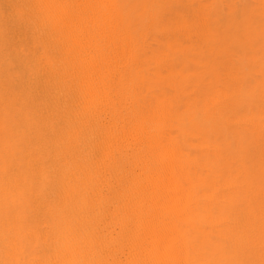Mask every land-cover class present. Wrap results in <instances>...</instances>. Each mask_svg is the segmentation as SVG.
<instances>
[{
  "label": "rangeland",
  "instance_id": "obj_1",
  "mask_svg": "<svg viewBox=\"0 0 264 264\" xmlns=\"http://www.w3.org/2000/svg\"><path fill=\"white\" fill-rule=\"evenodd\" d=\"M6 1L7 2H5V0H0V2H3V3H0V17L2 16L1 12L7 7L5 5H8V0ZM118 1L119 0H110L109 2L111 3V6L109 10H107L106 12L100 13V14L99 13L95 14L93 18L91 17V26H92L91 28L94 29V32L92 29L90 38H92L94 42H100L98 43L100 47H97L95 49L97 51V52L95 51V54L97 55L100 52L107 57L109 56L108 54H110V56L112 55L111 58L109 56L107 59L108 68L106 69V71H102L101 73V77H104V78L106 77V80H105L106 83L104 84L105 85L107 84V86L105 85L103 86L102 88L103 90L99 96H100V99L103 100V102L105 100L106 107L104 105H102V107L100 106L98 108L99 111H96V113L101 114L100 116L102 117V119L103 118L109 119L107 117L113 116L112 114H114V117L117 116L118 114H119L118 116L124 115L123 119L129 122L131 119H128L129 121L125 119L128 111L126 112L127 109L124 108V106L126 105L128 106L129 100L125 102L126 99L124 96L130 87L137 88L136 82L138 81L140 83L139 84L137 82L138 85L147 84L146 86L149 92H151L153 97L157 100V103H159V106L162 107L166 103L167 106L166 107L163 106L164 108L162 107L160 109L161 110L166 109L167 110L166 112L168 113L170 118H168L169 116H167L165 113L164 115L166 116L165 117L166 120L163 119L164 117L162 118L163 115L161 116L160 121H158V117H157L156 120L158 122H156V120L154 119L152 120L144 119L145 121L148 120L149 122L148 123L147 121L145 122L143 120V114H142V116H140L139 118L142 119L143 122L140 119L139 120L135 119L136 121L131 120L130 122L133 123L134 121L135 124L131 123V125L130 124L128 125H130L131 127L132 125H134V127L136 126L137 128L132 127V130H131V127L128 126L130 128V131H128L129 129L127 130V132L126 130L124 131L123 137L128 138L129 135H130L129 137H131L129 139L123 138V140H121L123 151L125 153L124 158H127L126 152L127 154L129 153L128 157L130 158L129 159L123 158L122 160L123 164L121 163V167H116L114 164L112 165V163H109V161L107 160L104 162L105 164L103 165L102 163L96 162L94 165L88 166L87 163H82V162H86L85 160L82 161L78 159V162H77L75 161L77 160L76 158L72 157L73 159H71V157H67L66 159L67 163L69 164L70 163L72 164L73 162H76V163H74L72 167L70 164L71 168H66L68 169L69 177L64 176L65 179L63 178V181H62L58 177V174L54 173L51 165L47 166L46 164H43L44 167L41 168L43 165H37L35 161L31 163V162L26 161L27 159H25L23 162L22 158H19L21 156L19 155L21 151L18 150L19 148L16 147L15 144H14L15 146H13V142L10 141L9 136L7 135L9 132H11L12 134L11 137L17 136L18 137L17 139H20L22 145L26 147L25 151L30 149L31 145L34 144L32 134L34 133L35 135L39 136V129H41V126H39V123H35L37 120L35 119L34 116L31 115V111L28 112V110H23V109H22L23 111L22 110H20V112L18 111L17 113L18 117L19 116L21 117L23 114V120L20 122L18 121L20 120V117L19 119H17L18 117L14 114V111L11 112L9 109L7 110L5 106L0 107V110H1L0 111V123H2V125L0 124L1 125L0 126V149H1L0 150V165H2L0 167V192H1L0 193V227L2 226L0 228V264H8L10 257L13 255V252L15 250H19L21 252L23 260L25 261L35 260V258L38 259V256L40 254V248H44L45 244L49 243L47 242V240H50L51 236L57 239H60L61 237H65L66 240H69V241L74 240L75 243L79 245L85 244V241L88 240L87 238H90V237L93 238L95 231L98 230L97 223L99 222V219L100 221H104L103 215L106 214L107 210L109 209L108 207H112V205L114 206L115 203L116 204L118 203V200L116 197L119 196V193L121 191L117 189L118 182L120 180L119 176H121V172L128 171V173L124 172V180H123V181L126 180L125 183L128 182L126 183L128 184L127 187H129V185L133 184L134 182H140L141 181L140 177H143L146 173L148 174L150 173L147 171L154 170V172H156L158 170L159 172V168H157V166H159L158 159L160 158V155L158 154L160 152L163 153L164 151L166 152V155L167 154L169 155L170 153L171 155V156L169 155L170 157H174V156L178 157V158L174 157L175 158L174 161L177 160L176 161L177 163L174 162V166H177L179 162L181 165L179 164L178 165L179 167L177 166L179 170L176 168L177 171H174L173 173H171L172 178L170 179V181H168V183L170 182L171 183L168 184L165 181L166 186L164 183L163 185L166 188L167 185L175 184V186L174 185L173 186L175 187L176 192L174 189V191L172 190L174 193L173 192L172 193L174 194L176 198L179 197L182 200V201L181 200L179 201L180 204H178V212H180L183 206H184L183 208H185L186 206L185 200H188L186 202L187 206L191 205L192 208L187 207L189 212H187L188 214L186 213L187 215L185 216L189 220L185 217L187 219L186 221L187 224L186 222L183 224V221H182L183 219H181L183 216L179 215L180 219L178 218V216H176V219H179L180 222H178L179 220H173V225L175 226V228L174 227L169 228V227H166V225H168L169 223L166 224V223H163L162 221L159 222L157 217H155L156 215L153 216V214L157 213V210L155 211V208H153L154 210H152V207L154 206H152L153 203H151V201L149 200V197L150 199L152 198L151 197L152 193L150 192H152V190L154 189L155 191L156 189L161 190L164 187L160 188L161 187L160 186L158 188L156 184L158 183L159 185H162V184L160 182L157 183L156 181H154L156 178L155 174L152 173L154 176L152 174L151 175L149 174L151 177L148 174H146L149 177L148 176H144V177L145 178L147 177L148 179L151 178L154 181V186L156 185L157 187L155 186L156 188L154 187L152 189L151 186L153 185V181L149 179V181H151L150 182L152 184L151 185L149 184V181L147 178H146L147 180L144 177H143L144 179L141 178L143 179V181H146V184H148V186L151 185L149 188L148 186L143 184L145 186V189L143 188L144 186L142 188L144 189L145 192L142 191L143 193L141 196L142 197L144 196V199H141L142 197L139 198L143 201V202L141 201L142 203L140 202L142 206L141 209L144 207L145 210L143 212L147 210L146 211L147 213L146 212L145 214L141 213L140 214L141 216L137 220L130 221V223H128L129 225L127 224L125 228L124 237L126 238L125 241L127 244V249H126V254L124 255V257L127 259L125 260L126 264H136V262L138 261L134 259L132 260L133 252L134 250L136 251L135 248H139L141 251L145 253V254L142 253L138 249L139 252L142 253V254L140 253V260H143L142 262L143 264H147V263L148 264H154V263L160 264V262H158L160 258L156 257L155 254L157 252L158 254H160L159 252L160 249L158 247L160 244L158 243H161V242L167 243L166 239H169L168 241L171 244H174L176 240H179L181 242V245L187 244V246L184 245L185 248H182V249H181L182 246L181 247L179 246L180 245L179 241H177L176 244H174V245L179 244L178 248L180 247V250L184 249L183 250L184 254L188 256L187 261H185L183 264H244L245 262H246L245 264H264V203H261V202H264V160H262L264 159V145H262V143H264V96H262L264 95V72H262L264 71V52H262L264 51V44H261V43H264V38H262L264 37V34H262V31H259V29L264 28V23H261V21H264V19L261 18V15H264L262 14V12H264V0H258V1L256 0L258 4L256 1L253 2L251 0H237L236 3H235L236 0H219V1L215 0L216 2L214 0H197V1L196 0H180V2L178 0H141V1L140 0H122L121 3L120 1L119 2ZM195 1L197 3L199 1L200 2L197 4ZM211 1L213 5H211L212 4ZM194 3L197 4V5L195 4L196 6H199V9L198 7L193 5ZM215 3L217 4L220 3V4L218 6ZM254 3H256V5ZM259 3H260V6H259ZM189 4H190V7H189ZM234 5H237L238 7ZM253 5L257 7L256 9L259 11V13L261 12V14H258V15L256 14L257 11H254L256 9L253 10ZM191 7L192 8L194 7V8L192 9ZM195 7L198 9V12L205 11L204 15H203V12L202 13L199 12L200 14L203 15V17L202 15L200 16V14L197 12ZM235 7L236 8L240 7V9L235 10ZM176 8H177V11H176ZM206 8H208L209 11ZM221 9L223 13L225 12L224 17H221L223 16ZM210 10H212V12H210ZM191 11L194 12L196 16L199 14L198 17L200 16L201 18H198V17L194 18L195 15H192ZM234 12L238 13V15L237 16L234 15ZM189 14L192 15L193 18ZM206 14L212 15V16H209L212 18L210 19L208 15L205 16ZM259 15L260 17H257ZM189 16L191 18H189ZM204 17H207V18H204ZM230 17H231V20L229 19ZM258 18H261L262 20L261 19L258 20ZM190 19H192V22L194 20V23L197 24L195 25L194 23H192V25L194 24L195 27L191 25ZM204 19L206 20V23ZM97 24H100L99 28H101V31L96 29V27H98ZM186 24H189L191 26L187 25L186 27ZM201 24L204 26H201ZM234 24L235 25L237 24V26H234ZM239 24L243 25V26H240L241 28L242 27L246 28V29L245 28L243 29L245 33L240 30L241 28L239 27ZM181 25H182V28H181ZM230 26H232L233 28ZM237 27H239L240 29ZM177 28H180V30L179 29L177 30ZM202 28H204V30ZM232 29H234V31L236 30L239 32V35L236 34L238 32H235L237 37H234L235 34L233 33L234 31L232 32ZM188 30H193L194 32L188 31ZM95 31H96V34H95ZM258 31L260 32L262 36L257 33ZM151 32H154V33H151ZM195 33L196 34L198 33L197 34L198 37ZM199 33L200 34L202 33L205 36L200 35L199 37ZM232 33H233V37L237 40V41L233 40L232 43L234 42L233 45L235 47H238L239 50H241L239 51L241 55L238 52V49L235 48L230 42L232 39H234L232 37ZM257 36H258V39L260 38L261 40H258ZM238 37H241L242 40L240 38L238 40L237 39ZM26 39L25 37H23V39H21L22 41H20L21 43L18 44V47L15 50V53H13L15 54L14 60L12 57H7L8 55L6 54L5 56H3L4 59L0 60V76L7 77L6 81L8 80V78H12L17 83L23 84L24 79H26L27 76H29V73L33 71L34 69V67H32L33 61L40 54L41 48L39 47V45L35 44V42L29 40V38L28 40ZM254 39L257 40V42H254L255 41ZM205 41L206 42L208 41V42L203 44V42ZM240 41H243V42H240ZM227 43L229 46L227 45ZM229 43L231 44V46ZM242 43L245 46L242 45ZM163 44H164V48H163ZM160 45H162V47ZM224 46L225 48L228 47V49H230L232 46L233 48L227 52L226 50L228 49L221 50L224 48ZM206 47L208 48L206 49ZM160 49L164 50L162 51L164 53L163 58L159 56L160 54L159 52H161ZM233 50H236L239 54L237 55V52H232L233 55H231V51ZM36 51L38 52L35 53ZM222 51L223 53H226V54L228 53L226 56H228L229 54L230 55L226 57L225 54H221ZM208 52H211V53L209 54ZM221 55H223L226 58H230V59L233 58L232 56H235V60L234 58L232 59V61H230V59L221 58L222 59L221 61L220 59ZM239 55L240 57L243 56V58L241 59ZM164 57L166 58V61ZM255 57L258 59H255ZM236 58L237 59L240 58L238 60H240L241 62L238 61ZM253 58L254 60L253 62H251L252 61L251 59ZM16 59H18L19 62H17ZM223 59H225V61ZM219 60L221 61L222 64H224L225 68L226 67L229 68L231 67L230 65H232L231 67L232 69L229 68L231 69V71L228 70L226 72L228 68L225 69L223 65H221ZM227 60H229L232 63L229 64L230 62ZM247 61H250V62H247ZM225 64H229V66H226ZM132 65L134 66V69L135 68L139 69L137 71H140L141 69L140 71L141 73L135 70L136 75L134 76H136V79H134L135 77L132 75V73L135 74V72L132 71L134 70ZM234 65L236 69L234 68ZM255 66H257V69ZM131 67L132 69H130ZM218 67H220V69ZM115 68H117L116 71H115ZM221 69L223 71H220ZM224 71H225V76L227 75L226 73H229L230 71L227 77L231 73L232 74L229 77L235 76L233 80L231 77L230 79L231 81H234V79L238 77L236 80L237 82L238 81L239 82L237 83L235 80L237 85L235 84V82H229L230 80H227L229 78L224 76ZM234 71L239 72V74ZM2 72H5L6 76L1 75ZM27 72L28 74H26ZM137 73L140 75H137ZM125 79L127 80L125 81ZM129 81H131V83ZM0 83H2V80L0 81ZM227 84L229 87L227 86ZM239 84H240V87H238ZM193 86H196V87H193ZM138 88H139L137 89L138 93H137V90L134 91L135 94H138L136 98L140 95L142 91V89L140 88H143V87L138 86ZM234 88H236L235 92H233L234 90L233 91L231 90ZM117 89L119 90V93ZM224 89H228L230 93H228V90L225 91ZM237 89H240V90H237ZM223 91H225L226 93ZM216 92L217 93L219 92V93L216 95L215 94ZM230 94L232 95V97ZM214 95H215V98L213 97ZM176 96L179 98H176ZM216 96L220 98V100L217 99ZM123 98H124V101H123ZM223 98H225V100ZM128 99L130 98L128 97ZM212 100H214V102H218L222 100L221 103L222 102L223 103L222 104L220 103L221 104L220 105L218 102V106H216L217 103L216 104L214 103L216 106L214 109ZM210 103H211V106L213 107L209 105ZM208 106L209 108H211L210 109L211 111L209 110ZM203 108H206V109L204 110ZM257 108H259L260 110ZM168 110L171 111V113ZM119 111L120 112L122 111L121 112L122 114ZM105 115H107V117ZM14 116H16V118ZM121 116L119 117L120 119L122 118ZM1 118H3V121ZM116 118L117 120H120L118 117ZM237 119L241 124H239V122H236ZM241 119H243L242 121L245 123V125L243 122L240 121ZM161 120L165 121L166 123H164ZM247 120L248 121L250 120L249 124ZM13 121H16V122H13ZM137 122L143 125L141 126ZM154 122L157 126H160L161 124H165V127L167 126L166 134L169 135V138L167 141L159 139V141L156 142L157 145L152 144L153 143L152 141H151V144H147V143H150L148 142L150 141L149 140L150 138L143 135L147 133L150 134V131L152 130L150 127L154 126ZM172 122H174V124ZM236 123L239 125H236ZM144 124L147 125L146 129L143 128L144 126L146 127V125ZM149 124L151 126H148ZM241 125H242V128H241ZM251 125H253L254 127ZM138 127L140 129V132L138 131L139 130ZM155 127L153 128L156 129ZM7 128L9 129V131ZM135 129L136 130L138 129L137 130L138 133L137 132L134 133L136 131ZM143 129L145 131H143ZM3 132H4V135H3ZM125 132L127 133V135ZM130 133H132V136ZM140 133L143 135L144 138L141 136ZM138 134L140 135V139L143 140V141L139 140V142H142L140 144L141 146H144L146 150L144 149V147L143 148L141 147L140 149L141 150L143 149L142 150L143 152L149 151L146 153H150L151 157L153 156V154L154 156L155 154L159 156L158 159H157L158 156L152 157V159L154 158L155 160H157L156 161L157 163L155 162V160H152L154 162L153 166H151V164L153 163L149 161L151 159H148L149 158L148 154L144 153L145 155H143V152L139 149L140 151L138 150V154L139 152H141L142 154L141 155L139 154V157H138V154L137 155L135 154L136 151L133 150L134 149L133 145L135 144L134 143L132 144V141L131 143H129V140L130 139L132 140L133 135H138ZM151 138L153 140H156L157 136L155 137L151 136ZM170 140L171 142L168 143V141ZM39 141H41V139ZM164 142H167L168 144ZM170 143H172L173 146H171ZM158 144L160 147H158ZM163 144H167L169 147L171 146L175 151V152L173 151L175 155L172 156V154H174L173 152H169L168 150L166 151L167 148L165 149L166 146L163 147L164 146ZM201 144L204 145V148H201L203 147ZM151 145H153L155 149ZM130 146L132 148H130ZM199 146L201 147L199 148ZM3 148H5L7 151L12 152V154L17 155L15 156L17 157L16 158L17 162L22 163L23 166L24 165L27 166V167L24 166L25 168L24 172L26 170L25 173L23 172V170H22L23 173L21 174L15 171L16 179L11 178L12 176L8 177L9 171H6L4 166L6 165V160L10 161V158L3 154L2 152ZM108 148L106 147V150L104 151L102 150V153L105 155L114 156L116 152L118 151V148H116L115 146H110ZM156 149L159 150L160 152L158 151L159 153L158 152L156 153L157 151ZM130 150H131V153L133 152L132 154H135L133 155L134 156L133 160H132V155L130 154ZM171 150L172 149H170V151ZM152 151L153 152L155 151V152L153 153ZM151 153L153 154L151 155ZM10 157H13V156H10ZM161 158H163L162 155H161ZM164 158H166V156ZM79 160L82 162H80ZM127 161L131 167L133 165L132 169L129 165L128 166L125 165ZM136 162H138L139 164ZM140 162L144 165L145 169L148 168L147 171L143 168H140L141 167ZM148 162H150L149 163L150 165L148 164ZM29 163L31 164L29 165ZM61 163H59V165L62 167ZM67 163L65 162V164ZM146 163H147V166H146ZM135 164L139 165L140 167L138 166L137 168V165L135 166ZM97 165L99 166V168L97 167ZM134 166L136 169L134 168ZM150 166L152 168H150ZM125 168L127 170H124ZM139 168H140V171L138 170ZM129 169H131V171ZM34 170L36 173L34 172ZM143 170H145V172ZM142 171L144 173L142 174L139 173ZM178 171L181 173L179 174ZM135 172H138V173H135ZM158 172H156V175H159ZM68 173L66 172V175ZM130 174H132L133 176ZM135 174L137 175L140 174L139 178L131 179L130 176L134 177ZM18 175L20 178L18 177L19 179L17 180ZM161 175L163 176L161 180L166 177L164 176L163 173ZM153 177L155 178L153 179ZM1 178L3 179V181H1ZM55 178L57 182L59 180L61 184H64L63 189L62 187L61 189L59 188L61 184H58L57 187H55L57 184V182L55 183L56 181L54 180ZM67 179H69L70 182H68L69 180ZM159 180L160 179L158 178V181ZM5 181L7 182L9 181L8 184H6L7 182ZM26 182H27V186L25 184ZM36 182L38 183L36 184ZM73 182L75 183L73 184ZM212 183H213V186H211ZM219 184L221 187L217 186ZM65 186H68V187L65 188ZM127 187H126V191L128 190ZM216 187L219 189L216 190ZM55 188H57V190ZM184 188L187 191H184L183 190ZM53 189L54 191L56 190L55 194L58 192L56 195L53 193ZM244 189L246 192L244 191ZM61 190L63 191L60 192ZM160 190H157V191L160 192ZM181 190L187 193V196H184V198L182 196L184 192L181 193ZM168 191L171 192V189L167 190V192ZM214 191H215V196L213 195ZM3 192H5L4 195H3ZM157 193H153L152 195L156 197V195H158ZM128 196H127V200L129 198ZM158 197L160 196L158 195L155 198L157 202H158V199H157ZM189 197L191 198L190 200H189ZM118 199H120V197H118ZM153 199L151 200L153 201ZM190 201L195 202V203L190 204L189 203ZM126 203L129 204L128 201H126ZM34 204H36L35 207H34ZM128 204H126V206ZM145 205L148 209L145 207ZM240 205H242L243 207ZM35 211L37 212V214ZM148 211L150 212L148 213ZM239 211H241V214ZM236 212L238 213L236 214ZM149 214L151 218L148 217ZM233 215L236 216V218L238 217L239 219L235 220L236 218H233ZM238 215L244 216V218ZM143 216L145 217L142 218ZM227 216L229 217L228 219H227ZM154 217H155V220L157 219L156 221H158V224H155L156 221L151 222L152 220H154ZM202 218H205L206 220H203ZM230 219L233 221L231 222ZM243 219H246V220H243ZM139 220L141 222H139ZM241 220L242 222L240 223L239 221ZM205 221L209 226L205 223ZM211 221L212 223L210 224ZM244 221L246 224L244 223ZM215 222L218 225V228ZM151 223L155 225H151ZM185 224L189 225V227L185 226ZM152 226H155V227H152ZM140 227H142L144 230H145V227H147L146 229L148 230H145V231H148V233L144 232L143 229ZM17 228L21 230V232ZM150 228L153 229L152 234L155 233L153 236L150 232L151 231ZM23 231H25L26 234H23ZM164 231H165V234H164ZM30 232H32L33 234ZM149 232L152 236V237L149 236L150 240H153V242L148 240ZM166 232H168L167 237H165L167 234ZM138 233L140 234V236L142 234L144 236H141L142 238L140 239L139 238L140 236ZM161 233H163V235ZM237 233L239 234V236ZM197 234H199L200 236ZM217 235H219L220 237ZM240 235L243 237H241ZM234 236L240 237L237 239L242 240V242L240 243V241L238 240L236 241L235 240L236 238ZM232 237L235 238L234 239L236 241L235 243H234V240L232 241L233 239ZM143 238H146V240ZM163 238H165V242L162 241ZM176 238H179V239H176ZM129 240H131V242ZM13 241L15 242V244H13L14 243ZM148 241L150 243H148ZM172 241L174 242L172 243ZM230 241H232V243ZM132 242L134 244H132ZM228 243L230 244L228 245ZM152 245H154L155 247ZM230 245L232 246L234 245V246L230 247ZM156 246H157V249L159 250L156 249ZM238 248L239 249L241 248L243 253L241 249L237 250ZM155 249L157 250L156 252H155ZM144 250L147 252L150 251V253L149 252L146 253ZM131 251L133 252L131 253ZM7 252H9V254ZM150 254H153L154 257L158 259V261L155 260L153 255H150ZM140 260H139V263L142 264ZM139 263L137 262V264ZM177 264H180V263H177Z\"/></svg>",
  "mask_w": 264,
  "mask_h": 264
},
{
  "label": "bare ground",
  "instance_id": "obj_2",
  "mask_svg": "<svg viewBox=\"0 0 264 264\" xmlns=\"http://www.w3.org/2000/svg\"><path fill=\"white\" fill-rule=\"evenodd\" d=\"M110 0H8V5H5L7 6L2 12V16L0 17V60L1 59H4L3 56L8 55L7 57H12L13 60H14V57H15V50L17 49L18 47V44L21 43L20 41H22L21 39H23V37H25V39L28 37L29 40L35 42V44L39 45V47L41 48V51H40V54L37 56V58L33 61V66L34 69L33 71H31L29 73V76H27L26 79H24V82L23 84L21 83H17L16 81H14L12 78H8V80L6 81V78L7 77H2L0 76V81L2 80V83H0V107H3L5 106L7 108V110L9 109L11 112L14 111V114L18 117V111L20 112V110H28L31 111V115L35 117V119L37 120L35 123H39V126H41V129H39V136L35 135L34 133L32 134V137H33V141H34V144L31 145V148L28 149L27 151L26 150V147L24 145H22L20 139H17L18 137L17 136H12L11 132H7L8 136H9V139L11 142H13V146L16 145V147H18L19 151H21L19 153V155H21L19 158H22L23 162L25 159H27L26 161L28 162H36L37 165H43V164H46L47 166H52V169L54 171V173L58 174V177L63 181V178L64 176H67L69 177V173H68V169L66 168H71L72 165L76 162H73L71 164V167H70V164L67 163L66 159L67 157H71V159H73L72 157L76 158L78 162V159L80 160H85L86 162H82V163H87L88 166H91V165H94L96 162L97 163H102L105 164L104 162L107 160L109 161V163H112V165L114 164L116 167H121V163H122V160L124 158V151H123V147H122V144H121V140H123V138H127V137H123V134H124V131L127 130L130 131V128L128 126L131 125L132 122H130L131 120H139L140 116H142L143 114V120L144 119H154L156 120L157 117H158V121H160V118L162 116V118L164 120H166V116L164 115L166 113L167 116L168 113L166 112L167 110L166 109H160L162 108L163 106H167L166 103L161 107L159 106V103H157V100L153 97V95L151 94V92H149L148 88H147V84H143V85H138L137 84V79L136 81V85H137V88L136 87H130L128 89V91L126 92L125 94V102L127 100H129V104L128 106H124L127 112V116L125 119H131L129 122H127L126 120L123 119V116H121L122 120L119 118L120 116H115L114 117V114H112L113 116H109L107 117V115H105L107 118L109 119H102V117L100 116L101 114H97L96 111H99L98 108L102 105L105 106V100L103 102V100L100 99V93L102 92V88L103 86L105 85L104 83L105 80H106V77H101V73L102 71H106V69L108 68V64H107V59L108 57L110 56V54H108L109 56H105L104 54L100 53L99 54H95V49L97 47H100V45L98 43L100 42H94L92 38H90V34H91V30L93 28H91V17L93 18L95 16V14H100V13H103V12H106L107 10H109L110 6H111V3L109 2ZM120 3L122 0H119ZM118 1V2H119ZM141 1V0H140ZM180 2V0H178ZM197 1V0H196ZM195 1V2H196ZM215 1V0H214ZM219 1V0H218ZM217 1V2H218ZM251 1H256V0H251ZM258 1V0H257ZM256 1V2H257ZM5 2H7L5 0ZM200 2V1H199ZM198 2V3H199ZM216 2V1H215ZM237 2V0L235 1V3ZM252 2V3H253ZM0 3H3V2H0ZM149 3V2H148ZM197 3V2H196ZM194 3L193 5L196 6L197 4ZM212 3V1H211ZM6 4V3H5ZM152 4V3H151ZM196 4V5H195ZM217 4V3H215ZM220 4V3H219ZM219 4H217L219 6ZM256 5V3H254ZM258 4V2H257ZM213 5V3L211 4ZM255 5H253V10L256 9L257 7H255ZM151 6V5H150ZM192 6V5H191ZM234 6H237V5H234ZM258 6V5H257ZM259 6H260V3H259ZM4 7V6H3ZM189 7H190V4H189ZM198 7L199 9V6H196ZM195 7V8H196ZM212 7V6H210ZM238 7V6H237ZM255 7V8H254ZM192 8V7H191ZM194 8V7H193ZM192 8V9H193ZM215 8V6H214ZM221 8V7H220ZM169 9V8H168ZM172 9V8H171ZM198 9L196 8L197 12H198ZM208 10V8H206ZM212 9V8H210ZM236 9H240L239 8H236L235 7V10ZM148 10V9H147ZM173 10V9H172ZM214 10V9H213ZM225 10V9H224ZM260 10V9H259ZM176 11H177V8H176ZM190 11V10H189ZM194 11V10H193ZM209 11V10H208ZM222 11V9H221ZM254 11H257L256 14H261V12L259 13V11L256 9ZM261 11V10H260ZM188 12V11H187ZM199 12H203V15L205 14L204 12L205 11H199ZM198 12V13H199ZM210 12H212V10H210ZM238 12V11H236ZM109 13V12H108ZM190 13V12H189ZM196 13V12H195ZM197 13V14H198ZM223 13V11H222ZM221 13V15H222ZM225 13V12H224ZM224 13H223V16L221 17H224ZM106 14V13H105ZM141 14V13H140ZM157 14V13H155ZM191 14L192 15H195V17H198V14L196 16V14H194V12L191 11ZM262 14H264V12H262ZM190 15V14H189ZM192 15H190L192 17ZM202 14H200L201 16ZM202 15V17H203ZM212 16V15H209V14H206L205 16ZM232 15V14H231ZM234 15H238V13H235L234 12ZM233 15V17H234ZM143 16V15H142ZM175 16V15H174ZM189 16V18H191ZM198 17V18H201V17ZM229 16V15H228ZM176 17V16H175ZM257 17H260L257 16ZM188 18V20H189ZM193 18V17H192ZM204 18H207V17H204ZM210 19L212 17H209ZM208 18V19H209ZM261 18L264 19V15H261ZM261 18H258L261 19ZM106 19V17H105ZM161 19V18H160ZM226 19V18H225ZM231 20V17L229 18ZM261 19V20H262ZM134 20V19H133ZM154 20V19H153ZM172 20V19H171ZM175 20V19H174ZM197 20V19H196ZM195 20V21H196ZM205 20V19H204ZM222 20V18H221ZM234 20V19H232ZM101 21V20H100ZM103 21V20H102ZM164 21V20H163ZM173 21V20H172ZM191 21V25L192 23H194V20L192 22V19H190ZM200 21V20H199ZM7 22V23H5ZM126 22V21H125ZM176 22V21H175ZM174 22V23H175ZM189 22V21H187ZM208 22V21H207ZM210 22V21H209ZM236 22V21H234ZM243 22V21H242ZM100 23V22H99ZM102 23V22H101ZM147 23V22H146ZM200 23V22H199ZM204 23V22H203ZM202 23V24H203ZM205 23H206V20H205ZM221 23V22H220ZM261 23H264V21H261ZM124 24V23H123ZM141 24V23H139ZM162 24V23H161ZM179 24V23H178ZM177 24V25H178ZM195 24V23H194ZM194 24L192 26H194ZM201 26H204L202 25ZM238 24V23H237ZM237 24L234 26H237ZM241 24V23H240ZM239 24V27L240 26H243V25H240ZM258 24V23H257ZM256 24V25H257ZM98 27H96L97 30L101 31V28H99V25L100 24H97ZM106 25V24H105ZM104 25V26H105ZM167 25V24H166ZM180 25V24H179ZM187 25L189 24H186V27ZM189 25V26H191ZM197 25V24H195ZM200 25V24H198ZM206 25V24H205ZM209 25V24H208ZM211 25V24H210ZM111 27V25H110ZM164 27V26H163ZM171 27V26H170ZM178 27V26H177ZM195 27V26H194ZM200 27V26H199ZM198 27V28H199ZM232 27V26H230ZM237 27V28H239ZM99 28V29H98ZM124 28V27H123ZM176 28V27H175ZM181 28H182V25H181ZM205 28V27H204ZM204 28H202L204 30ZM233 28V27H232ZM241 28V27H240ZM239 28V29H240ZM245 28V27H244ZM243 27L240 29L241 31L244 32V29ZM261 28V26H260ZM95 29V30H96ZM152 29V28H150ZM180 30V28H177V30ZM201 29V28H200ZM246 29V28H245ZM264 29V28H262ZM262 29H259V31H262V34H264V30ZM202 30V31H203ZM152 31V30H151ZM188 31H193V30H188ZM187 31V32H188ZM234 31V29H232V32ZM240 31V32H241ZM257 32L259 35L260 32ZM93 32H94V29H93ZM175 32V31H173ZM194 32V31H193ZM197 32V31H196ZM235 32H238V31H234L233 33L235 34ZM151 33H154V32H151ZM191 33V32H190ZM233 33H232V37H233ZM245 33V32H244ZM95 34H96V31H95ZM124 34V33H123ZM127 34V33H126ZM178 34V33H177ZM176 34V35H177ZM196 34V33H195ZM198 34V33H197ZM196 34V35H197ZM237 35H239V32L236 33ZM235 34V35H236ZM144 35V34H143ZM188 35V34H186ZM192 35V34H191ZM190 35V36H191ZM195 35V36H196ZM200 35L202 36L203 34L199 33V37ZM234 37H237V35ZM241 35V34H240ZM244 35V34H243ZM257 35V34H256ZM27 36V37H26ZM157 36V35H156ZM163 36V35H162ZM184 36V35H183ZM205 36V35H203ZM262 36V35H261ZM176 37V36H175ZM186 37V36H185ZM192 37V36H191ZM194 37V36H193ZM198 37V35H197ZM231 37V38H232ZM233 37V38H234ZM260 37V36H259ZM28 38L26 40H28ZM122 38V37H121ZM159 38V36H158ZM204 38V37H203ZM227 38V37H226ZM239 38L242 40L241 37H238L237 39L239 40ZM247 38V37H245ZM264 38V37H262ZM150 39V38H149ZM165 39V38H164ZM198 39V38H197ZM201 39V38H200ZM256 39V37H255ZM254 39V40H255ZM257 39H258V36H257ZM226 40V39H225ZM233 40H236L235 38L232 39L230 42L231 44L233 45L232 41ZM253 40V41H254ZM258 40H261L260 38ZM193 41V40H192ZM197 41V40H196ZM201 41V40H200ZM214 41V40H213ZM237 41V40H236ZM198 42V41H197ZM208 42V41H207ZM206 41L203 42L204 43H207ZM239 42V41H238ZM237 42V43H238ZM240 42H243V41H240ZM254 42H257V40H255ZM32 43V42H31ZM110 43V42H109ZM120 43V42H119ZM196 43V42H195ZM236 43V42H235ZM246 43V42H245ZM198 44V43H197ZM230 44V43H229ZM230 44V46H231ZM239 44V43H238ZM241 44V43H240ZM261 44H264V43H261ZM111 45V44H110ZM228 45V43H227ZM242 45H244L242 43ZM162 47V45H160ZM159 46V48H160ZM208 46V45H206ZM229 46V45H228ZM234 46V45H233ZM233 46L228 49V47L221 49V50H224V49H228L226 50L227 52L230 51ZM245 46V45H244ZM235 47V46H234ZM158 48V49H159ZM163 48H164V44H163ZM208 47H206L207 49ZM238 49V52L241 51L239 50L238 47H235ZM119 49V48H118ZM121 49V48H120ZM156 49V50H158ZM236 49V50H237ZM161 50V49H160ZM212 50V49H211ZM236 50H233L231 51V55H233L232 52H237ZM120 51V50H119ZM164 51V50H161V52ZM38 51H36L35 53H37ZM97 52V51H96ZM110 52V51H109ZM115 52V51H113ZM121 52V51H120ZM159 52V51H158ZM161 52H159L160 54H162ZM207 52V51H206ZM237 52V55L240 53ZM258 52V50H257ZM264 52V51H262ZM260 52V53H262ZM105 53V52H104ZM111 53V52H110ZM209 54L211 52H208ZM107 54V53H106ZM158 54V53H157ZM162 58H163V55H160ZM179 54V53H178ZM207 54V53H205ZM221 54H225V56L228 54L226 53H222ZM235 54V53H234ZM254 54V53H253ZM141 55V54H140ZM230 55V54H229ZM228 55V56H229ZM241 55V53H240ZM239 55V57H240ZM35 56V55H34ZM112 56V55H111ZM110 56V58H111ZM115 56V54H114ZM169 56V55H168ZM190 56V55H189ZM223 55L220 56V59L221 58H226V57H222ZM256 56V55H255ZM141 57V56H140ZM208 57V55H207ZM211 57V56H209ZM235 60V56H232ZM231 57V58H232ZM259 57V56H258ZM11 58V59H12ZM33 58V57H32ZM116 58V57H115ZM119 58V57H118ZM128 58V57H127ZM168 58V57H167ZM232 58V59H233ZM241 59L243 58L240 57ZM238 58V59H240ZM252 58V56H251ZM165 61H166V58L164 57ZM214 59V58H213ZM226 59H230V58H226ZM232 59H230V61H232ZM237 59V58H236ZM237 59V60H238ZM255 59H258L255 57ZM261 59V58H260ZM111 60V59H110ZM114 60V59H113ZM225 61V59H223ZM236 60V61H237ZM250 60V58H249ZM253 62L254 58L251 59ZM17 62L18 59H16ZM122 61V60H121ZM120 61V62H121ZM126 61V60H125ZM162 61V60H160ZM159 61V62H160ZM220 61V60H219ZM222 61V59H221ZM220 61V63H221ZM229 61V60H227ZM226 61V62H227ZM229 61V62H230ZM240 61V60H238ZM237 61V62H238ZM260 61V60H259ZM258 61V62H259ZM128 62V61H127ZM139 62V61H137ZM156 62V61H154ZM153 62V63H154ZM241 62V61H240ZM247 62H250V61H247ZM257 62V63H258ZM261 62V61H260ZM4 63V62H3ZM126 63V62H125ZM161 63V62H160ZM224 63V62H223ZM232 62H230L229 64H231ZM235 63V61H234ZM118 64V63H117ZM128 64V63H127ZM134 64V63H133ZM158 64V63H157ZM167 64V62H166ZM229 64H225L226 66H229ZM238 64V63H237ZM236 64V66H237ZM2 65V64H1ZM30 65V64H29ZM221 65H223V67L225 68L224 64L221 63ZM249 65V64H248ZM257 65V64H256ZM133 66V65H132ZM155 66V64H154ZM152 66V67H154ZM164 66V65H163ZM232 67V65H230ZM252 66V64H251ZM31 67V68H32ZM111 67V66H110ZM222 67V69H223ZM229 67V68H231ZM256 69H257V66H255ZM128 68V67H127ZM156 68V67H155ZM220 69V67H218ZM228 67H226L225 69H227ZM227 69L226 72L228 70L231 71V69ZM234 68L236 69L235 65H234ZM262 68V67H261ZM24 69V68H23ZM117 68H115V71H116ZM132 69V67L130 68ZM133 69H134V66H133ZM158 69V68H157ZM163 69V68H162ZM220 70V71H223V70ZM109 70V69H108ZM135 70H139V69H134L132 71L135 72ZM161 70V69H160ZM234 70V69H233ZM251 70V69H250ZM2 71V70H1ZM141 71V69H140ZM140 71H137V72H140ZM229 71V73H230ZM241 71V70H240ZM247 71V70H246ZM234 72H237V71H234ZM250 72V71H249ZM248 72V73H249ZM264 72V71H262ZM141 73V72H140ZM223 73V72H222ZM229 73H226L227 75ZM239 74V72H237ZM236 73V74H237ZM21 74V73H20ZM28 74V72L26 73ZM112 74V73H111ZM232 74V73H231ZM230 74V75H231ZM251 74V73H250ZM1 75H5L6 76V73L5 72H2ZM23 75V74H22ZM132 75H136V72L135 74L132 73ZM137 75H140L137 73ZM207 75V74H206ZM227 75L225 76V71H224V76L227 77ZM229 75V76H230ZM235 75V74H234ZM118 76V75H117ZM221 76V75H220ZM223 76V77H224ZM227 77L229 79L227 80H230L231 77ZM239 76V75H238ZM254 76V75H253ZM108 77V76H107ZM115 77V76H114ZM136 79V76H134ZM139 77V76H138ZM206 77V76H205ZM235 76L232 77V80ZM245 77V75H244ZM169 78V77H168ZM173 78V77H172ZM238 77H236L234 79V81H229V82H235V80L237 79ZM110 79V78H109ZM243 79V78H242ZM240 79V80H242ZM20 80V79H19ZM121 80V79H120ZM127 79H125L126 81ZM132 80V79H131ZM168 80V79H167ZM244 80V79H243ZM21 81V80H20ZM250 81V80H249ZM108 82V81H107ZM131 83V81H129ZM172 82V81H171ZM170 82V83H171ZM221 82V81H220ZM219 82V83H220ZM237 82V80H236ZM235 82V84H236ZM239 82V81H238ZM237 82V83H238ZM244 82V81H243ZM135 83V82H134ZM139 83V82H138ZM165 83V82H164ZM168 83V82H167ZM245 83V82H244ZM133 84V83H132ZM140 84V83H139ZM163 84V83H162ZM200 84V83H199ZM230 84V83H229ZM233 84V83H232ZM234 84V85H235ZM134 85V84H133ZM132 85V86H133ZM222 85V83H221ZM237 85V84H236ZM107 86V84L105 85ZM139 87H143V88H140L142 89L140 95L136 98V96L138 94H135L134 91H136ZM156 86V85H155ZM172 86V85H171ZM228 86V84H227ZM225 86V87H227ZM158 87V86H157ZM156 87V88H157ZM193 87H196V86H193ZM224 87V88H225ZM229 87V86H228ZM240 87V84L239 86ZM236 87V88H238ZM233 88V87H232ZM231 89L233 92H235V89ZM113 89V88H112ZM183 89V88H182ZM194 89V88H193ZM170 90V88H169ZM176 90V88H175ZM225 91L228 90V89H224ZM237 90H240V89H237ZM107 91V90H106ZM118 93H119V90L117 89ZM168 91V90H167ZM223 91V92H225ZM105 92V91H103ZM220 92V91H219ZM218 92V93H219ZM240 92V91H238ZM137 93H138V90H137ZM217 92L215 93L216 95L218 94ZM221 93V92H220ZM226 93V92H225ZM228 93L229 90H228ZM110 94V93H109ZM224 95V93H223ZM231 95V94H230ZM239 95V93H238ZM241 95V94H240ZM258 95V94H257ZM260 95V94H259ZM105 96V95H104ZM135 96V97H134ZM174 96V95H173ZM179 96V95H177ZM176 98H179L177 97ZM184 96V95H183ZM264 96V95H262ZM128 97L130 99H128ZM166 97V95H165ZM215 98V95L213 96ZM217 97V96H216ZM226 97V96H224ZM232 97V95H231ZM239 97V96H238ZM246 97V96H245ZM257 97V96H256ZM136 98V99H135ZM222 98V97H221ZM247 98V97H246ZM261 98V97H259ZM258 98V99H259ZM135 99V100H134ZM209 99V98H208ZM213 99V98H211ZM217 99L220 100V98L217 97ZM225 100V98H223ZM222 99V100H223ZM233 99V98H232ZM235 99V98H234ZM248 99V98H247ZM252 99V98H251ZM255 99V98H254ZM171 100V99H170ZM221 100V101H222ZM250 100V98H249ZM123 101H124V98H123ZM172 101V100H171ZM209 101V100H208ZM213 101V106H211V103L209 104L211 107H213L215 109L216 106H218V102L219 104L221 103V101H218V102H214ZM118 102V101H117ZM165 102V101H164ZM175 102V100H174ZM262 102V101H261ZM102 103V104H101ZM108 103V102H107ZM116 103V102H115ZM170 103V101H169ZM216 106H215V104ZM223 103V102H222ZM221 103V104H222ZM163 104V102H162ZM174 104V103H173ZM220 104V105H221ZM225 104V103H224ZM125 105V104H124ZM161 105V104H160ZM181 105V104H180ZM172 106V105H171ZM224 106V105H223ZM222 106V107H223ZM106 107V106H105ZM176 107V106H175ZM180 107V106H179ZM164 108V107H163ZM173 108V107H172ZM178 108V107H177ZM199 108V107H198ZM202 108V107H201ZM207 108V107H206ZM206 108H203L204 110ZM209 108V106H208ZM207 108V109H208ZM251 108V107H250ZM101 109V108H100ZM103 109V108H102ZM211 108H209L210 110ZM218 109V108H217ZM223 109V108H222ZM256 109V107H255ZM259 109V108H257ZM22 110V111H23ZM165 110V111H164ZM171 110V109H170ZM208 110V111H209ZM219 110V109H218ZM260 110V109H259ZM1 111V110H0ZM102 111V110H100ZM104 111V110H103ZM169 111V110H168ZM211 111V110H210ZM224 111V110H223ZM226 111V110H225ZM120 112V111H119ZM122 112V111H121ZM120 112V113H121ZM171 113V111H169ZM186 112V111H185ZM188 112V111H187ZM228 112V111H227ZM130 113V114H128ZM205 113V112H204ZM224 113V112H223ZM13 114V115H14ZM116 114V113H115ZM122 114V113H121ZM216 114V113H215ZM104 115V113H103ZM175 115V113H174ZM188 115V114H187ZM224 115V114H223ZM240 115V114H239ZM5 116V115H4ZM16 116H14L16 118ZM160 116V117H159ZM173 116V115H172ZM13 117V119H14ZM20 117V116H19ZM19 117L17 119H19ZM118 117L120 120H117ZM186 117V116H185ZM170 118V116L168 117ZM2 121H3V118H1ZM136 119V120H135ZM240 119V118H239ZM16 120V119H15ZM23 120V114L22 116L20 117V120L18 121H22ZM142 121V119H140ZM148 120H146L148 122ZM150 120V121H151ZM173 120V119H172ZM236 120V119H235ZM234 120V121H235ZM243 119H241L240 121H242ZM133 121L132 124H135V122ZM145 121V120H144ZM145 121V122H146ZM156 120V122H158ZM163 121V120H161ZM169 121V120H168ZM250 121V120H249ZM249 121L247 120L248 124H249ZM11 122V120H10ZM13 122H16V121H13ZM140 122V121H139ZM143 122V121H142ZM164 123H166L165 121H163ZM170 122V121H169ZM236 122H239L238 119ZM9 123V122H8ZM138 123V122H137ZM149 123V122H148ZM152 123V122H151ZM174 124V122H172ZM244 123V122H243ZM242 123V124H243ZM2 125V123H0ZM10 124V123H9ZM8 124V125H9ZM32 124V123H31ZM130 124V125H128ZM139 125H141V123H138ZM137 124V126H138ZM153 124V123H152ZM160 124V123H159ZM170 124V123H169ZM232 124V123H231ZM239 124H241L239 122ZM236 123V125H239ZM257 124V123H256ZM0 125V126H1ZM143 125V124H142ZM141 125V126H142ZM146 125V124H144ZM162 125V127H161ZM160 126H157L154 122V126L156 129H154L153 127H150L152 130L150 131V134H143L147 137H149L150 143H146L147 144H151V141L153 142L152 144H156L157 141L160 140H164V141H167L168 138H169V135L166 134L167 130H166V127H165V124H161ZM164 125V127H163ZM233 125V124H232ZM245 125V123H244ZM254 125V124H253ZM251 125V126H253ZM7 126V125H6ZM12 126V125H11ZM28 126V125H27ZM148 126H151L150 124ZM250 126V125H248ZM13 127V126H12ZM128 127V128H127ZM131 127V126H130ZM132 127H134V125H132ZM132 127H131V130H132ZM254 127V126H253ZM252 127V128H253ZM11 128V127H10ZM127 128V129H126ZM134 128H137L136 126ZM142 128V127H141ZM143 128H147V125L146 127L144 126ZM149 128V127H148ZM236 128V127H235ZM240 128V127H239ZM241 128H242V125H241ZM251 128V127H250ZM8 129V128H7ZM139 129V127H138ZM137 129V130H138ZM168 129V128H167ZM262 129V128H261ZM136 130V129H135ZM134 130V131H135ZM133 131L134 133H138V131L140 132V129L138 131ZM188 130V129H187ZM201 130V129H200ZM225 130V128H224ZM252 130V129H251ZM6 131V130H5ZM9 131V129H8ZM143 131H145L143 129ZM148 131V130H147ZM125 132V133H126ZM153 132V133H151ZM259 132V131H258ZM257 132V133H258ZM26 133V132H25ZM29 133V132H28ZM256 133V134H257ZM129 134V133H128ZM131 136H132V133H130ZM141 134V133H140ZM3 135H4V132H3ZM127 135V133H126ZM125 135V136H126ZM143 135L141 134V136L143 137ZM261 135V134H260ZM130 136V135H129ZM131 138V137H129ZM152 137H155L157 136V139L156 140H153ZM219 136V135H217ZM30 137V136H29ZM141 137V138H142ZM222 137V135H221ZM144 138V137H143ZM142 138V139H143ZM260 138V136H259ZM258 138V139H259ZM41 139V141H39ZM147 139V138H146ZM201 139V138H200ZM257 139V141H258ZM126 140V139H125ZM140 141H143L140 139V135H133L132 137V140L130 139L129 140V143H131L132 141V144L134 143L135 145H133L134 147V151H136V155L138 154V150L144 146H141L140 143L142 142H139ZM232 140V139H231ZM260 140V139H259ZM25 141V140H24ZM114 141V142H113ZM145 141V140H144ZM155 142V143H154ZM171 142L168 141V143ZM232 142V141H231ZM159 143V142H158ZM164 143H167V142H164ZM167 143V144H168ZM261 143V142H260ZM15 144V145H14ZM146 144V145H147ZM162 144V143H160ZM167 144H163L166 149V151L168 150L169 152H173L174 149L171 147L173 146L172 143H170V147L167 145ZM232 144V143H231ZM109 145V146H108ZM157 145V144H156ZM202 145V144H201ZM262 145H264V143H262ZM110 146H115L116 148H118V151L116 152V154L114 156H111V155H105L102 153V150H106V147H110ZM153 147V145H151ZM203 147L199 146V148H204V145H202ZM259 146V145H258ZM261 146V145H260ZM29 147V146H28ZM158 147L159 144H158ZM209 147V146H208ZM262 147V146H261ZM130 148H132L130 146ZM154 148V147H153ZM198 148V149H199ZM145 149V147H144ZM155 149V148H154ZM158 149V148H157ZM156 149V150H157ZM163 149V150H165ZM170 149H172L170 151ZM1 150V149H0ZM109 150V148H108ZM114 150V149H113ZM132 150V149H131ZM131 150H130V154L132 155V160L134 159V156L135 154H132L131 153ZM132 150V151H133ZM141 150V149H140ZM139 150V151H140ZM143 150V149H142ZM141 150V151H142ZM146 150V149H145ZM162 150V151H163ZM176 150V149H175ZM128 151V150H127ZM159 150L156 151V153L158 152ZM202 151V149H201ZM213 151V150H212ZM2 152L4 155L8 156L10 158V161H7L6 160V165L4 166L6 171H9V175L8 177H11V178H15V171L18 172V173H23L24 172V166L27 167L26 165H22V163L20 162H17V155L15 154H12V152L10 151H7L5 148L2 149ZM107 152V151H105ZM114 152V151H113ZM143 152V151H142ZM146 152H149V151H146ZM146 152H143V155H145L144 153ZM153 152V151H152ZM155 152V151H154ZM153 152V153H154ZM160 152V151H159ZM158 152V153H159ZM165 152V151H164ZM164 152H160L158 155H160V158L158 155L151 153V155L153 154L154 157L158 156L157 159L159 161V166H157V168H159V172L158 170L156 172L159 173V175H156V172H154V170H151V171H147V163H146V168H144V165L142 166L140 164L137 165L135 164V166L137 165V168L138 166L140 168H143L145 169L147 172H150L149 174L151 175L152 173L155 174V177H153V179L155 178L154 181H156L157 183L160 182L162 185H159L156 184L158 186V188H162L164 187L163 183L165 184L166 186V183H168V181H170V179L172 178V174L174 171H177L176 168L177 166L180 164H177V166H174V156L175 155V151L173 152L174 154H172V156L174 157H170V153L169 155L167 154L166 155V152L164 154ZM214 152V151H213ZM253 152V151H252ZM260 152V151H259ZM258 153V152H257ZM24 154V155H22ZM107 154V153H106ZM114 154V153H113ZM129 154V153H128ZM127 154L126 152V156L127 158H124V159H129L130 157H128L129 155ZM139 154L141 155L142 153L139 152ZM139 154H138V157H139ZM148 154V159H151L149 160L151 163V166L154 165V162L152 160H155L154 158L152 159V157L150 156V153H146ZM164 154V156H163ZM161 155L163 158H161ZM257 155V154H256ZM10 156H13V157H10ZM166 156V158H164ZM260 156V155H259ZM30 157V158H29ZM151 157V158H150ZM169 157V158H167ZM255 157V156H254ZM258 157V156H257ZM262 157V156H261ZM15 158V159H13ZM29 158V160H28ZM137 158V157H135ZM147 158V157H145ZM178 158V157H176ZM182 158V157H181ZM184 158V156H183ZM164 159V160H163ZM257 159V158H256ZM261 159V158H260ZM5 160V159H4ZM264 160V159H262ZM63 161V162H62ZM68 164H65V162ZM137 161V160H136ZM143 161V160H142ZM147 161V160H146ZM157 160H155L156 162ZM182 161V160H180ZM184 161V160H183ZM62 162V163H61ZM135 162V161H133ZM145 162V161H144ZM148 162V164L150 163ZM27 163V162H26ZM29 163V165L31 164ZM59 163H61L62 167L59 165ZM138 163V162H136ZM157 163V162H156ZM177 163V162H176ZM184 163V162H183ZM192 163V162H191ZM123 164V163H122ZM139 164V163H138ZM100 165V164H99ZM126 166L129 165L128 161L127 163L125 164ZM150 165V164H149ZM148 165V166H149ZM181 165V164H180ZM184 165V164H183ZM2 165H0L1 167ZM69 166V167H68ZM124 166V165H123ZM130 166V165H129ZM134 166V168H135ZM150 166V168H152ZM189 166V165H188ZM191 166V165H190ZM251 166V165H250ZM15 167V168H14ZM32 167V166H30ZM37 167V166H36ZM39 167V166H38ZM44 165L41 167L43 168ZM97 167L99 168V166L97 165ZM131 167V166H130ZM179 167V166H178ZM234 167V166H233ZM232 167V168H233ZM236 167V166H235ZM74 168V167H73ZM106 168V166H105ZM133 168V165L131 167V169ZM140 168L138 169L140 171ZM197 168V167H195ZM11 169V170H9ZM30 169V168H29ZM33 169V168H32ZM47 169V168H46ZM45 169V170H46ZM49 169V167H48ZM128 169V167H127ZM126 168L124 170H127ZM131 169H129L131 171ZM136 169V168H135ZM134 169V170H135ZM178 169V168H177ZM200 169V167H199ZM226 169V168H225ZM23 170V172H22ZM121 170V169H120ZM142 170V169H141ZM145 170H143L145 172ZM150 170V169H149ZM179 170V169H178ZM227 170V169H226ZM232 170V169H231ZM47 171V170H46ZM133 171V170H132ZM139 172V173H144V172ZM26 172V170H25ZM24 172V173H25ZM35 172V170H34ZM66 172L68 173L66 175ZM126 172V171H124ZM124 172H121V176H119V182H118V188L120 191L119 193V196H117V200H118V203L114 204V206L112 205V207H108L109 209L107 210L106 214L103 215L104 217V221H100L99 219V222L97 223V228L98 230L95 231V234L92 237L90 238H87L88 240L85 241V244L83 245H79V244H76L74 240H66L65 237H61L60 239H57V238H54L51 236L50 240H47V242H49L48 244L46 243L45 244V247L44 248H40V254L38 256V259L35 258V260H29V261H25L23 260V257L21 255V252L19 250H15L13 252V255L10 257V260L8 262V264H126L125 260H127L124 255L126 254V249H127V244H126V238L124 237L125 234H124V231H125V228L127 226L128 223H130V221H134V220H137L141 215V213H144L143 212L145 210V208L143 207L141 209V203L143 202L141 199H144V196L142 197V191H144L145 189V186H148V184H146V181H143V179L145 178L144 176H148V175H144L143 177H140V180L143 182H134L133 184H130L129 187L128 182L125 183L124 180ZM161 172V173H160ZM179 172V171H178ZM233 172V171H232ZM17 173V174H18ZM36 173V172H35ZM123 173V174H122ZM128 173V171L126 172ZM125 173V174H126ZM130 173V172H129ZM135 173H138V172H135ZM157 173V174H158ZM164 174V176H166L165 178H163L161 180V178L163 177L161 174ZM181 172H179L180 174ZM152 174V175H153ZM6 175V174H5ZM34 175V174H32ZM36 175V174H35ZM128 175V174H127ZM132 175V174H130ZM140 175V174H139ZM139 175L135 174L134 177H131L130 178H134V179H137L139 178ZM149 175V176H150ZM37 176V175H36ZM41 176V174H40ZM129 176V175H128ZM133 176V175H132ZM148 176V177H149ZM154 176V175H153ZM161 176V177H159ZM176 176V175H175ZM19 175L17 176V180L20 178H18ZM126 177V175H125ZM151 177V176H150ZM178 177V176H177ZM227 177V176H225ZM28 178V177H27ZM40 178V177H39ZM38 178V179H39ZM73 178V177H72ZM129 178V177H127ZM143 178V179H141ZM147 178V177H146ZM145 178V179H146ZM158 178L160 179L158 181ZM184 178V177H183ZM182 178V179H183ZM211 178V177H209ZM208 178V179H209ZM9 179V178H8ZM16 179V178H15ZM65 179V178H64ZM148 179V178H147ZM146 179V180H147ZM150 180H152L151 178H149ZM148 179V181H149ZM157 179V180H156ZM181 179V178H179ZM12 180V179H11ZM16 180V181H17ZM33 180V179H32ZM36 180V179H35ZM56 180V178L54 179ZM69 180V179H67ZM79 180V179H77ZM177 180V179H176ZM1 181H3V179L1 178ZM31 181V180H30ZM65 181V180H64ZM117 181V180H116ZM153 181V180H152ZM154 181H153V185L150 183L151 181H149V185L148 187L153 189L155 186H154ZM162 181V182H161ZM166 181V183H165ZM173 181V179H172ZM187 181V180H186ZM185 181V182H186ZM7 182V181H5ZM9 182V181H8ZM8 182L6 184H8ZM57 182V180L55 181V183ZM67 182V181H66ZM65 182V183H66ZM70 182V180L68 181ZM80 182V181H79ZM78 182V183H79ZM180 182V181H179ZM4 183V182H3ZM38 182H36L37 184ZM75 182H73L74 184ZM77 183V184H78ZM132 183V182H131ZM142 183V184H141ZM148 183V182H147ZM171 183V182H170ZM168 183V184H170ZM227 183V182H226ZM5 184V183H4ZM26 186H27V182L25 183ZM58 184H61V182L58 180L56 186L54 184L55 187H57ZM113 184V183H112ZM144 184V185H143ZM187 184V183H186ZM211 184V183H209ZM223 184V183H222ZM225 184V183H224ZM228 184V183H227ZM3 185V184H2ZM10 185V184H9ZM64 184H61V186L59 187L61 189H63V186ZM68 185V183H67ZM76 185V184H75ZM175 184H171V185H167V189L164 187L162 188L161 190L160 189H155L152 190V192L150 193H157L160 197H158V202L155 200V198L158 196L156 195V197H154L152 194H151V199H153V201L157 202H153L150 197H149V200L151 201V203H153L152 206V210H154L153 208H155V211L157 210V213L153 214L156 215L155 217H157L158 221L159 222H163V223H166L168 225H166V227H169V228H175V226L173 225V220H179L180 217L179 215L183 216L181 219H183V224L187 221V217L185 215H187L189 212V210L187 209V207H191V205L187 206V201L188 200H185V208L182 207V211L180 210V212H178V204L179 201L181 200L179 197L176 198L174 196V189H175ZM215 185V183H214ZM144 186V187H143ZM156 186V187H157ZM171 186V187H169ZM182 186V185H181ZM185 186V185H184ZM200 186V185H199ZM213 186V183L212 185ZM219 187V185H217ZM230 186V184H229ZM68 187V186H65V188ZM75 187V186H73ZM126 187L128 188V190L126 191ZM144 189H143V188ZM155 187V188H156ZM174 187V188H173ZM4 188V187H3ZM58 188V189H59ZM171 189V192H167V190H170ZM178 188V186H177ZM213 188V187H211ZM215 188V187H214ZM226 188V187H225ZM224 188V189H225ZM230 188V187H229ZM232 188V187H231ZM2 189V187H1ZM26 189V188H25ZM52 189V188H51ZM57 190V188H55ZM59 189V190H60ZM166 189V190H164ZM180 189V188H179ZM188 189V187H187ZM190 189V188H189ZM199 189V188H198ZM219 189L216 187V190ZM223 189V188H222ZM4 190V189H3ZM56 190L54 191L53 189V193L55 194ZM70 190V189H69ZM68 190V191H69ZM149 190V189H148ZM157 190H160L161 194L159 191ZM173 190V191H172ZM184 191H187L185 190V188L183 189ZM215 190V191H216ZM227 190V189H226ZM63 190H61L60 192H62ZM118 191V190H117ZM178 191V190H177ZM181 190V193L184 192ZM189 191V190H188ZM215 191H214V196H215ZM219 191V190H218ZM223 191V190H222ZM221 191V192H222ZM245 191V189H244ZM6 192V191H5ZM5 192H3V195L5 194ZM18 192V191H17ZM25 192V190H24ZM128 192V193H127ZM145 192V191H144ZM173 192V193H172ZM175 192H176V189H175ZM246 192V191H245ZM1 193V192H0ZM58 193V192H57ZM56 193V194H57ZM211 193V192H210ZM27 194V192H26ZM55 194V195H56ZM145 194V193H144ZM147 194V193H146ZM178 194V192H177ZM176 194V195H177ZM180 194V193H179ZM185 194V195H184ZM129 195V196H128ZM182 195V194H181ZM249 195V194H248ZM23 196V195H22ZM52 196V195H51ZM127 196L130 198H128L127 200ZM150 196V195H149ZM183 198L184 196H187V193L184 192L183 193ZM189 196V195H188ZM209 196V195H207ZM25 197V196H24ZM118 197H120V199H118ZM140 197H142L141 199H139ZM191 197V196H190ZM189 197V200L191 199ZM186 198V197H185ZM195 198V197H194ZM211 198V197H210ZM6 199V198H5ZM36 199V198H35ZM38 199V198H37ZM44 199V198H43ZM146 199V198H145ZM193 199V197H192ZM261 199V198H260ZM7 200V199H6ZM4 200V201H6ZM34 200V199H33ZM32 200V201H33ZM184 200V199H183ZM202 200V199H201ZM210 200V199H209ZM252 200V199H251ZM3 201V200H2ZM31 201V202H32ZM80 201V199H79ZM110 201V199H109ZM108 201V202H109ZM113 201V200H112ZM126 201L129 202L126 203ZM142 201V202H141ZM182 201V200H181ZM194 201V200H192ZM40 202V201H39ZM115 202V201H114ZM113 202V203H114ZM141 202V203H140ZM205 202V201H204ZM254 202V201H253ZM259 202V201H258ZM110 203V202H109ZM145 203V202H144ZM190 204L191 203H195V202H189ZM188 203V204H189ZM261 203H264V202H261ZM126 204H128L126 206ZM36 204H34V207H35ZM256 205V204H255ZM43 206V205H42ZM41 206V207H42ZM197 206V205H196ZM239 206V205H238ZM242 206V205H240ZM262 206V205H261ZM259 206V207H261ZM146 207V205H145ZM243 207V206H242ZM38 208V207H37ZM85 208V207H84ZM147 208V207H146ZM192 208V207H191ZM148 209V208H147ZM236 209V208H235ZM234 209V210H235ZM10 210V209H9ZM151 210V209H150ZM151 210V211H152ZM255 210V209H254ZM260 210V209H259ZM33 211V210H32ZM10 212V211H9ZM36 212V211H35ZM42 212V211H40ZM45 212V211H44ZM150 211H148L149 213ZM235 212V211H234ZM240 214H241V211H239ZM243 212V211H242ZM147 213V212H146ZM181 213V214H180ZM187 213V214H186ZM229 213V212H228ZM238 212H236L237 214ZM37 214V212H36ZM97 214V213H96ZM234 214V215H236ZM7 215V213H6ZM99 215V214H98ZM152 215V214H151ZM227 215V214H226ZM233 215V218H236V216ZM36 216V215H34ZM33 216V217H34ZM176 216H178L179 219H176ZM238 216H241V215H238ZM8 217V216H7ZM46 217V216H45ZM145 216H143L142 218H144ZM147 217V216H146ZM150 217V214L149 216ZM155 217H154V220L153 217L151 222H155ZM187 219H186V218ZM192 217V216H191ZM204 217V216H203ZM224 217V216H223ZM242 218H244V216H241ZM246 217V216H245ZM251 217V216H250ZM101 218V217H100ZM151 218V217H150ZM185 218V219H184ZM201 218V217H200ZM229 217L227 216V219ZM110 219V220H109ZM194 219V218H193ZM203 220H206L205 218H202ZM239 219L238 217L235 219L237 220ZM18 220V219H16ZM15 220V221H16ZM20 220V219H19ZM33 220V219H32ZM185 220V221H184ZM189 220V219H188ZM200 220V219H198ZM212 220V219H211ZM231 220V219H230ZM229 220V221H230ZM243 220H246V219H243ZM158 221L155 222V224H158ZM221 221V220H220ZM226 221V220H225ZM233 220H231L232 222ZM31 222V221H30ZM139 222H141L139 220ZM180 222V220L178 221ZM214 222V221H213ZM217 222V221H216ZM215 222V224H216ZM227 222V221H226ZM240 223L242 222L239 221ZM250 222V220H249ZM261 222V221H260ZM20 223V222H19ZM32 223V222H31ZM143 223V222H142ZM182 223V222H181ZM190 223V222H188ZM203 223V221H202ZM206 223V221H205ZM209 223V222H208ZM212 223V221L210 222V224ZM224 223V222H223ZM228 223V222H227ZM235 223V222H233ZM239 223V224H240ZM245 223V221H244ZM15 224V223H14ZM42 224V223H41ZM153 223H151V225H155ZM187 224V222H186ZM187 227H189V225H186ZM207 224V223H206ZM219 224V223H218ZM237 224V223H235ZM246 224V223H245ZM39 225V224H37ZM129 225V224H128ZM139 225V224H138ZM137 225V226H138ZM145 225V224H144ZM199 225V223H198ZM203 225V224H202ZM208 225V224H207ZM217 225V224H216ZM220 225V224H219ZM17 226V225H16ZM136 226V227H137ZM142 226V225H141ZM209 226V225H208ZM211 226V225H210ZM237 226V225H236ZM2 227V226H1ZM0 227V228H1ZM34 227V226H33ZM130 227V226H129ZM139 227V226H138ZM150 227V226H149ZM152 227H155V226H152ZM158 227V226H157ZM233 227V226H232ZM96 228V229H97ZM142 228V227H140ZM147 227H145V230H148L146 229ZM215 228V227H214ZM217 228H218V225H217ZM245 228V227H244ZM247 228V227H246ZM258 228V227H257ZM18 229V228H17ZM143 229V228H142ZM156 229V228H155ZM154 229V231H155ZM159 229V228H158ZM12 230V228H11ZM10 230V232H11ZM16 230V229H15ZM19 230V229H18ZM131 230V229H130ZM141 230V229H140ZM139 230V231H140ZM143 229L144 232H147L148 231H145ZM150 232L152 234V231L153 229L150 228ZM160 230V229H159ZM173 230V229H172ZM231 230V229H230ZM247 230V229H246ZM245 230V231H246ZM260 230V229H259ZM21 232V230H19ZM137 231V230H136ZM135 231V232H136ZM229 231V230H228ZM239 231V230H238ZM251 231V230H250ZM3 232V231H2ZM9 232V233H10ZM16 232V231H15ZM37 232V231H36ZM43 232V231H42ZM45 232V231H44ZM47 232V231H46ZM149 232V234H150ZM169 232V231H168ZM168 232H166V236L168 235ZM174 232V231H173ZM237 232V231H236ZM234 232V233H236ZM244 232V231H243ZM247 232V231H246ZM253 232V231H252ZM261 232V231H260ZM32 233V232H30ZM38 233V232H37ZM130 233V231H129ZM134 233V231H133ZM140 233V232H139ZM138 233V234H139ZM142 233V232H141ZM227 233V232H226ZM225 233V234H226ZM23 234H26L25 231H23ZM33 234V233H32ZM39 234V233H38ZM46 234V233H45ZM148 234V240H150V237H152L154 234H151L149 235ZM163 235V233H161ZM160 234V236H161ZM164 234H165V231H164ZM174 234V233H173ZM238 234V233H237ZM243 234V233H242ZM252 234V233H251ZM48 235V234H47ZM199 235V234H197ZM255 235V234H254ZM253 235V236H254ZM14 236V235H13ZM43 236V235H42ZM46 236V235H45ZM136 236V234H135ZM138 236V235H137ZM140 236V234H139ZM141 236H144L143 234ZM139 237L140 239L142 237ZM150 236V237H149ZM200 236V235H199ZM219 236V235H217ZM227 236V235H226ZM224 236V237H226ZM232 236V235H231ZM239 236V234H238ZM241 236V235H240ZM258 236V235H257ZM10 237V236H9ZM175 237V236H173ZM220 237V236H219ZM230 237V236H229ZM235 238L232 239V241L235 239L236 241L238 240L237 238H240V237H236L234 236ZM243 237V236H241ZM256 237V236H255ZM8 238V237H7ZM6 238V239H7ZM73 238V237H72ZM137 238V239H139ZM45 239V238H44ZM146 240V238H143ZM164 239V240H163ZM162 241L165 242V238H163ZM176 239H179V238H176ZM231 239V238H230ZM13 240V239H11ZM167 240V243H158L160 244L158 246L157 242V246L159 247V249H157V246H156V249L159 250L160 254H158V252L155 254L156 257H159V261L156 257H154L153 254H150V255H153V257L155 258V260H157L158 262H160V264H177V263H180V264H183L185 261H187V255L184 254V249L183 250H180V247L181 249L182 248H185L184 245L187 246V244H182L181 245V242L179 240H176L179 241L180 243V247L178 248V245H174L176 244V242L174 244H171L169 243V239H166ZM174 240V239H173ZM234 240V243L236 242ZM244 240V239H243ZM249 240V238H248ZM254 240V239H253ZM131 242V240H129ZM153 242V240H150ZM175 241V240H174ZM172 241V243L174 242ZM217 241V240H216ZM226 241V239H225ZM224 241V243H225ZM232 241H230L232 243ZM240 241V243L242 242V240H238ZM14 242V241H13ZM151 242V243H152ZM229 242V241H227ZM249 242V241H248ZM147 243V241H146ZM148 243H150L148 241ZM183 243V242H182ZM239 243V244H240ZM244 243V241H243ZM242 243V244H243ZM15 244V242L13 243ZM12 244V245H13ZM132 244H134L132 242ZM140 244V243H139ZM230 243H228L229 245ZM238 244V243H237ZM8 245V244H7ZM6 245V246H7ZM236 245V244H235ZM244 245V244H243ZM11 246V245H10ZM14 246V245H13ZM154 246V245H152ZM232 245H230L231 247ZM234 246V245H233ZM232 246V247H233ZM248 246V244H247ZM254 246V245H253ZM140 247V245H139ZM155 247V246H154ZM256 247V246H255ZM4 248V247H3ZM133 249V248H132ZM130 249V250H132ZM136 251L134 250L131 251V253L133 252V258L132 260H138L137 262L139 263V260H140V253H144L143 251H141L139 248H135ZM141 252H139V250ZM155 249V252L157 251ZM241 249V248H240ZM239 248L237 250H240ZM9 250V249H8ZM188 250V249H187ZM250 250V249H249ZM255 250V249H254ZM13 251V250H12ZM145 251V250H144ZM183 251V252H182ZM186 251V250H185ZM242 251V249H241ZM251 251V250H250ZM146 253H150V251H145ZM232 252V251H231ZM9 254V252H7ZM141 253V254H142ZM243 253V251H242ZM249 253V252H248ZM145 254V253H144ZM143 254V255H144ZM5 255V254H4ZM149 255V257H150ZM8 256V255H7ZM37 256V255H36ZM148 256V255H147ZM142 257V256H141ZM152 257V258H153ZM3 258V257H2ZM5 258V257H4ZM8 259V258H7ZM32 259V258H31ZM142 259V258H141ZM149 259V258H148ZM246 259V258H244ZM151 260V259H150ZM262 260V259H261ZM2 261V260H1ZM141 263L143 262V260H140ZM156 261V262H157ZM257 261V260H256ZM136 262V264H137ZM153 262V261H152ZM182 262V263H181ZM199 262V261H198ZM262 262V261H261ZM246 263V262H245ZM244 263V264H245ZM140 264V263H139ZM143 264V263H142ZM148 264V263H147ZM155 264V263H154Z\"/></svg>",
  "mask_w": 264,
  "mask_h": 264
}]
</instances>
